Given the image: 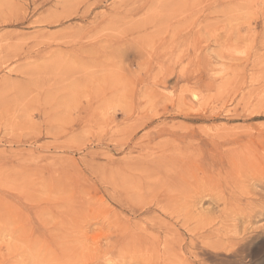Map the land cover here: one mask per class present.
Wrapping results in <instances>:
<instances>
[{"label":"rangeland","instance_id":"374dc122","mask_svg":"<svg viewBox=\"0 0 264 264\" xmlns=\"http://www.w3.org/2000/svg\"><path fill=\"white\" fill-rule=\"evenodd\" d=\"M0 264H264V0H0Z\"/></svg>","mask_w":264,"mask_h":264},{"label":"bare ground","instance_id":"6f19581e","mask_svg":"<svg viewBox=\"0 0 264 264\" xmlns=\"http://www.w3.org/2000/svg\"><path fill=\"white\" fill-rule=\"evenodd\" d=\"M63 247V246H62ZM148 251V250H147ZM75 255V254H74Z\"/></svg>","mask_w":264,"mask_h":264}]
</instances>
